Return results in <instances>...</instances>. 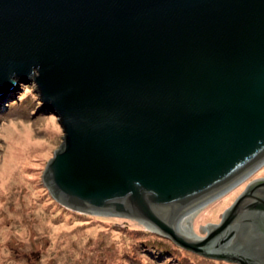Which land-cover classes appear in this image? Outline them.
<instances>
[{"label": "water", "instance_id": "1", "mask_svg": "<svg viewBox=\"0 0 264 264\" xmlns=\"http://www.w3.org/2000/svg\"><path fill=\"white\" fill-rule=\"evenodd\" d=\"M26 77L64 132L43 173L56 200L264 264V178L190 229L264 163V0H0V93Z\"/></svg>", "mask_w": 264, "mask_h": 264}, {"label": "rangeland", "instance_id": "2", "mask_svg": "<svg viewBox=\"0 0 264 264\" xmlns=\"http://www.w3.org/2000/svg\"><path fill=\"white\" fill-rule=\"evenodd\" d=\"M15 80L0 93V264H240L200 255L171 242L143 220L74 210L60 203L43 180L64 132L38 92L36 80ZM264 163L193 214L200 237L255 179Z\"/></svg>", "mask_w": 264, "mask_h": 264}, {"label": "trees", "instance_id": "3", "mask_svg": "<svg viewBox=\"0 0 264 264\" xmlns=\"http://www.w3.org/2000/svg\"><path fill=\"white\" fill-rule=\"evenodd\" d=\"M158 244H160L161 246H165L166 249L170 251V249H172L171 245H173L174 243H172V242L167 243V242H164L162 240H158Z\"/></svg>", "mask_w": 264, "mask_h": 264}, {"label": "bare ground", "instance_id": "4", "mask_svg": "<svg viewBox=\"0 0 264 264\" xmlns=\"http://www.w3.org/2000/svg\"><path fill=\"white\" fill-rule=\"evenodd\" d=\"M245 178H246V176H245ZM245 178H242L241 180H239V181H242V180H244ZM238 181V182H239ZM199 209V208H198ZM197 210V209H196ZM196 210L193 212V214L196 212ZM193 214L191 215V221H190V229H191V232L193 233V234H195V235H197V236H199L197 233H195L194 232V230L192 229V226H191V222H192V219H193ZM151 227H153V229H155V230H158L154 225H150Z\"/></svg>", "mask_w": 264, "mask_h": 264}]
</instances>
